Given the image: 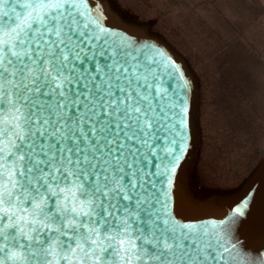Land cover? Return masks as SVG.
Instances as JSON below:
<instances>
[{
    "label": "snow or ice",
    "instance_id": "snow-or-ice-1",
    "mask_svg": "<svg viewBox=\"0 0 264 264\" xmlns=\"http://www.w3.org/2000/svg\"><path fill=\"white\" fill-rule=\"evenodd\" d=\"M82 2L0 0V264H237L167 212L182 77Z\"/></svg>",
    "mask_w": 264,
    "mask_h": 264
},
{
    "label": "rangeland",
    "instance_id": "rangeland-1",
    "mask_svg": "<svg viewBox=\"0 0 264 264\" xmlns=\"http://www.w3.org/2000/svg\"><path fill=\"white\" fill-rule=\"evenodd\" d=\"M156 20L200 84V181L232 188L264 152V0H117Z\"/></svg>",
    "mask_w": 264,
    "mask_h": 264
},
{
    "label": "water",
    "instance_id": "water-1",
    "mask_svg": "<svg viewBox=\"0 0 264 264\" xmlns=\"http://www.w3.org/2000/svg\"><path fill=\"white\" fill-rule=\"evenodd\" d=\"M82 7L117 38L137 48L152 49L183 79L185 143L180 166L167 188L168 214L180 224L229 228L227 239L238 258L237 264H264V152L237 186L218 188L203 184L198 175L202 148L200 84L189 60L155 30L156 20L138 18L117 0H83ZM84 63L95 72V61L85 58ZM101 63L107 62L101 58ZM79 67L83 71L84 65ZM80 91H85L82 85ZM75 114L73 110L72 115Z\"/></svg>",
    "mask_w": 264,
    "mask_h": 264
}]
</instances>
